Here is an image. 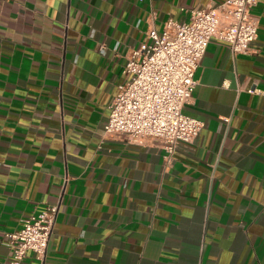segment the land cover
<instances>
[{
	"label": "crops",
	"instance_id": "obj_1",
	"mask_svg": "<svg viewBox=\"0 0 264 264\" xmlns=\"http://www.w3.org/2000/svg\"><path fill=\"white\" fill-rule=\"evenodd\" d=\"M227 0H0V264L6 234L57 205L22 264H264V9L248 54L212 38L169 154L109 137V107L150 27Z\"/></svg>",
	"mask_w": 264,
	"mask_h": 264
},
{
	"label": "built area",
	"instance_id": "obj_2",
	"mask_svg": "<svg viewBox=\"0 0 264 264\" xmlns=\"http://www.w3.org/2000/svg\"><path fill=\"white\" fill-rule=\"evenodd\" d=\"M258 1L227 0L218 8L193 12L190 22L169 20L161 30L150 27L127 56L125 81L109 107L104 134L159 141L169 156L179 144L193 142L204 123L183 109L197 86L195 72L212 38L227 42L235 56L250 52L260 26L252 14ZM262 5L264 9V0ZM58 211L57 205L47 206L6 234L11 264H22L29 252L44 259Z\"/></svg>",
	"mask_w": 264,
	"mask_h": 264
}]
</instances>
